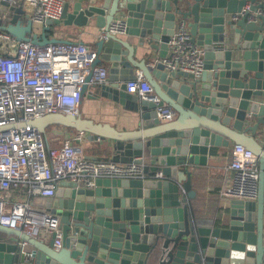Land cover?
<instances>
[{"label":"water","instance_id":"1","mask_svg":"<svg viewBox=\"0 0 264 264\" xmlns=\"http://www.w3.org/2000/svg\"><path fill=\"white\" fill-rule=\"evenodd\" d=\"M262 6L259 0H74L64 4L60 18L37 28L20 3L0 0V14L9 13L0 29L35 44L68 41L51 33L61 23L80 27L92 19L100 29L116 16L125 18L124 35L107 32L94 41L91 67L101 64L108 75L90 89L87 75L78 106L84 97L107 98L137 114L139 127L124 131L60 112L21 125L41 134L51 125L84 132L88 142L103 144L110 160L141 163L145 174L98 176L92 186L62 180L54 195L34 199L58 218L60 246L54 233L39 239L0 223V264H264ZM179 22L203 49L198 75L168 70L161 61ZM136 46L153 49L155 56L145 51L138 59ZM137 71L156 100L126 91ZM163 105L174 110L172 119L157 116ZM230 140L257 157L256 196L228 198L227 210L217 215L198 214L190 202L193 168L206 165L213 147Z\"/></svg>","mask_w":264,"mask_h":264},{"label":"built area","instance_id":"2","mask_svg":"<svg viewBox=\"0 0 264 264\" xmlns=\"http://www.w3.org/2000/svg\"><path fill=\"white\" fill-rule=\"evenodd\" d=\"M6 1L9 5L20 3L24 18H29L37 28L48 19L60 18L67 2ZM262 2V9L257 12L264 14V0ZM240 14L243 10L233 16ZM8 18L9 13L0 14L1 21ZM125 28V18L116 16L107 28L99 29L98 36L106 37L107 32L123 34ZM167 45L161 61L168 70L196 75L201 72L203 49L191 41L182 22L175 26ZM95 57V49L79 40L35 44L29 40H16L0 29V223L39 239L54 233L56 248L60 246L58 218L44 205L35 203V198L54 195L62 180L92 186L98 176L145 175L141 163H120L87 155L84 132L72 129V136L63 139L60 145L49 147L36 128L21 125L49 112L78 114L80 89L87 75L90 74L89 83L106 82L107 79L105 66L91 67ZM126 91L140 98L157 99L150 83L138 71L135 78L126 82ZM157 116L172 119L174 110L163 105L157 108ZM48 128L54 135L58 132L56 125ZM226 169L219 196L255 198L258 181L255 154L242 144L233 143Z\"/></svg>","mask_w":264,"mask_h":264},{"label":"crops","instance_id":"3","mask_svg":"<svg viewBox=\"0 0 264 264\" xmlns=\"http://www.w3.org/2000/svg\"><path fill=\"white\" fill-rule=\"evenodd\" d=\"M74 0H67L72 2ZM262 1V0H259ZM51 33L59 38L70 41H82L94 48L99 28H97L92 19L84 26H74L59 24L55 25ZM124 35V34H122ZM135 42V38H131ZM147 51L148 56H155L153 49L149 47L136 46L135 56L139 59ZM183 77V76H179ZM92 83H89V89ZM79 113L83 116L92 118L95 121L109 122L119 130L135 131L139 127V118L137 114L126 110L120 104H117L107 98H89L84 97ZM175 115V114H174ZM264 115V114H263ZM174 117V116H173ZM58 132L53 137L55 140L65 139L72 136L74 131L69 128L57 127ZM259 140L263 141L264 135H258ZM233 141H229L227 146H214L213 151L208 154L207 163L203 166L193 168L191 177L192 187L195 189V195L190 199L191 204L198 207V214L211 216L223 213L227 209L226 202L228 198L219 196L218 190L227 175L226 163L230 158ZM93 144H96L94 146ZM103 144L91 143L85 140L84 148L87 155L98 158H108L110 154L103 152Z\"/></svg>","mask_w":264,"mask_h":264},{"label":"trees","instance_id":"4","mask_svg":"<svg viewBox=\"0 0 264 264\" xmlns=\"http://www.w3.org/2000/svg\"><path fill=\"white\" fill-rule=\"evenodd\" d=\"M57 127H62L65 128L64 126L56 125ZM55 135L49 130V128L46 130V132L43 134V139L46 144V146H52V145H60L63 141L62 137L60 140H55L53 139ZM0 235L5 236L3 233L0 232Z\"/></svg>","mask_w":264,"mask_h":264},{"label":"bare ground","instance_id":"5","mask_svg":"<svg viewBox=\"0 0 264 264\" xmlns=\"http://www.w3.org/2000/svg\"><path fill=\"white\" fill-rule=\"evenodd\" d=\"M55 245V244H54Z\"/></svg>","mask_w":264,"mask_h":264},{"label":"rangeland","instance_id":"6","mask_svg":"<svg viewBox=\"0 0 264 264\" xmlns=\"http://www.w3.org/2000/svg\"><path fill=\"white\" fill-rule=\"evenodd\" d=\"M48 129V128H47Z\"/></svg>","mask_w":264,"mask_h":264}]
</instances>
